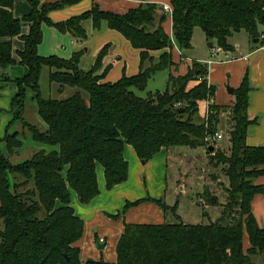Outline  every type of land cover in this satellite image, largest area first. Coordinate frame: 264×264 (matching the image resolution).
<instances>
[{"label": "trees", "instance_id": "trees-1", "mask_svg": "<svg viewBox=\"0 0 264 264\" xmlns=\"http://www.w3.org/2000/svg\"><path fill=\"white\" fill-rule=\"evenodd\" d=\"M31 11L22 18L14 15L15 0H0V68L20 64L28 72L13 81L18 90L11 110L21 119L26 90L35 92L37 111L46 129L24 121L36 142L58 147L39 149L27 159L14 163L0 148V264H81L76 242L84 233V220L72 206V192L83 204L99 193L97 165L104 168L107 189L125 182L129 163L125 146L130 144L143 162L151 160L163 147L205 146L217 132L219 115L229 111V151H210L209 164L222 166L228 179L226 203L208 187L202 195L205 205L221 206V215L209 223L176 221L162 224L128 223L117 244L116 262L88 259L86 264H257L264 253V228L252 211V201L264 195V185L256 179L264 175V146H249L248 116L252 86L246 73L235 89V102L229 107L212 104L208 120L197 119L199 102L214 97L216 87L207 81L208 69L194 61L184 75L170 74L166 90L141 96L152 76L176 65L172 37L165 29L167 15L161 5L148 2L125 13L102 10L98 4L80 15L54 22L50 13L81 0L42 3L26 0ZM172 6L173 37L181 50L192 47L194 29L199 27L209 42L223 50H233L229 42L234 32L245 30L264 46V0H168ZM92 19L95 29L107 23L134 49L140 51V70L123 74L116 81H104L110 67L99 70L109 54L110 44L98 53L92 68L80 66L83 51L69 59L42 56L43 24L86 39L83 23ZM29 26L27 34L22 33ZM24 41V49L13 57V38ZM154 51H163L159 57ZM50 68L49 79L72 94L44 97L40 89L42 69ZM8 80H12L7 77ZM193 81L199 84L190 88ZM22 120V119H21ZM23 121V120H22ZM17 131L2 139L9 152L23 145ZM0 140V141H2ZM212 178L217 179V175ZM151 200L165 212L176 213L177 205ZM127 203L126 208L132 204ZM176 215V214H175ZM250 246L244 249V237Z\"/></svg>", "mask_w": 264, "mask_h": 264}, {"label": "crops", "instance_id": "crops-1", "mask_svg": "<svg viewBox=\"0 0 264 264\" xmlns=\"http://www.w3.org/2000/svg\"><path fill=\"white\" fill-rule=\"evenodd\" d=\"M56 1L60 0H41L42 3ZM167 1L168 0H81L62 9L52 11L50 13V17L54 22L63 21L72 16L82 14L83 12L91 9L94 4H98L102 10L113 11L122 14L127 12L130 8L138 7L141 4L148 2L163 3ZM31 9V5L26 0H15L14 2L13 12L17 18L24 17L30 13ZM167 16L168 18L164 23V26L168 34L174 39L172 30V16ZM83 25L87 32L91 33L92 37L95 39L96 46L94 50V57L98 55L99 51L105 45H111L109 54L104 59L105 66L110 67V70L104 81H116L121 78L124 73L129 76L138 73L140 70V51L134 49L136 51L130 52V47H133L119 32L110 29L105 22L99 29H95L92 19L86 20ZM29 29L30 28L28 25H24L22 33L27 34ZM43 29L53 37L52 45H56L57 48L64 47L61 44L62 42H60L61 36H65L69 33H62L55 27L49 26L47 24H43ZM260 32H264V26H260ZM205 40V42H209L206 35ZM229 42L233 46V50H223L219 48L215 42H213L212 47L208 46L209 48L217 49L219 58L214 60L210 65H205L208 69V82L210 85H214L216 87V92L213 97L214 104L219 105L220 107L232 106L235 102V96L234 93L229 91V88H232L235 91V89L241 85L246 73H248L252 86V90L250 92V106L248 108V116L249 119L253 121V123L250 124L248 128L246 142L249 146H264V46L259 44V40L257 43H254V39H252L248 33H246V36L242 40H235L234 35L232 34L229 38ZM192 48L193 43L190 49ZM23 49L24 41L19 37L13 38V57L16 60L19 59L18 52ZM85 51H88V48H85ZM162 52L163 51H154L152 54L157 56ZM126 55L134 59L131 67L128 66ZM174 61L176 63V65H174L175 67L181 64L177 59H174ZM16 66L17 65L9 66V68H11L14 73H21L19 74L21 76L16 78L25 76L28 72V68L26 66L20 65L22 68L21 70L20 67L18 68ZM189 68L190 67L188 66V69ZM6 70L7 69L0 68V77L5 74ZM206 103V100L199 102V111L202 112V119H204L206 116ZM225 118L229 123V111L222 110L219 115V123H223ZM42 129H46V127L43 126ZM223 139L224 136L220 140ZM28 144H32L35 148H41L47 151L58 149V147L44 145L42 143V145L38 144L32 138L28 141ZM21 147L18 149L19 152L22 150ZM173 148L175 147H163L151 160L145 163L139 158L133 146L126 144L124 155L129 163V176L125 182L116 185L110 190L107 189L104 168L102 165L98 164L97 172L100 193L88 204H83L80 202L77 194L72 192V206L75 209L76 215L82 218L85 223L84 233L81 239L76 242V246L80 248V258L82 261H86L88 259H103L108 262H116L117 244L120 237L124 233L126 224L128 223L162 224L167 221H172L170 216H168V212H170L174 219H176L178 216L177 218L182 220L184 223H190L184 220L180 212L182 209V203L181 199H179L181 195L177 188H175L174 191L178 199L173 205L166 203L162 197H159V195L162 194V189L164 186L163 179H167L170 152ZM198 148L192 149L197 150ZM182 152L185 153L186 151H174V153L178 155H181ZM187 154H190V152ZM191 154L194 155V153ZM144 173H147V177L143 175ZM158 174L159 177H157ZM153 182L156 184L155 189L152 185ZM150 183L151 185H149ZM178 183L179 181H177V184ZM256 184L264 185V175L256 179ZM144 188H146L147 193L151 191V189H154L158 192H151L149 196H145L146 192ZM147 198L162 200L169 206L177 205V211L176 213H173L172 211L165 212L164 209L156 202L144 200ZM142 199L144 201L132 204L126 208L127 203H135L136 201ZM220 203L224 202L220 201ZM212 211L217 212V216H213L211 213ZM221 211V206L204 205V208H202L203 216H206L209 222L216 221L221 215ZM252 211L257 218L259 225L264 228L263 194H258L254 197L252 201ZM187 212L189 213V211ZM194 214L198 215L196 210ZM191 215L193 214L191 213ZM98 240L105 243L103 248L98 247ZM249 246V239L246 235L244 237V249L247 250Z\"/></svg>", "mask_w": 264, "mask_h": 264}, {"label": "rangeland", "instance_id": "rangeland-1", "mask_svg": "<svg viewBox=\"0 0 264 264\" xmlns=\"http://www.w3.org/2000/svg\"><path fill=\"white\" fill-rule=\"evenodd\" d=\"M167 2L169 3V1ZM246 33L247 32L245 30L234 32L233 33L234 39L242 40L246 36ZM52 39L53 37L43 29V41L38 47L39 49L38 51L40 55L47 57L49 55L55 54L59 57L69 59L73 56L76 50H79V51H83V54L80 58L81 68L85 70L92 68L97 56L94 57L96 42L95 39L92 37L91 33L87 32L86 39H76L75 37H72L69 34H66L65 36L62 35L60 42H62L61 44L64 47H58V48L56 45H52ZM205 41H206L205 34L203 30L199 27L194 30L193 42H192L193 48L190 50L189 49L181 50L179 46L177 48L178 44L175 41V39H173V44L175 45L173 49V56L174 59L175 60L177 59L181 64L176 67L172 66L152 76L148 82L147 88L144 91H138V94L145 97L151 91L154 92L156 90H161V91L166 90L168 87V80L170 74H174V75L186 74L188 72V66L192 68L194 65V62L192 61L202 63L203 65H210L214 60L219 59L218 54L213 53L211 51L213 49L208 47L209 42H205ZM85 48H88V51H85ZM129 50L130 52L136 51L134 50V48L131 47ZM159 55L157 56L154 55V56L159 57ZM126 56L128 60L127 61L128 66L131 67V64L132 62H134V59L128 55ZM16 65H17L16 67L18 68L20 67V64H16ZM6 69L7 70L5 71V74H3L0 77L1 79L0 80V85H1L0 140H2L6 136L7 131L9 133H13L17 131L19 133L18 138L23 141V145L21 147L22 150L20 152L18 150L19 148H17L14 152H9L6 147V143L2 140L0 141V148L5 154L9 156L12 162L16 163L21 160L29 158L35 153V151L39 150V148H35L32 144L30 145L28 144V141L32 137L31 134L29 133L28 128L24 126L23 122L27 121L31 124L38 125L40 128H43V126L46 127V124L38 114L36 101L35 98H33L35 92L31 88H28L26 90V97H25L26 106L21 116V119L23 121L19 118H16L15 113L12 112L11 110V100L15 92H17L16 91L17 84L13 81V79H15L18 76H21L19 75L21 73H14L13 70H11V68L9 67ZM20 69L22 70L21 67ZM105 69H107V67L103 62V66L99 70V73L100 74L103 73ZM49 73H50V68L48 66H45L42 69L40 82H39L40 89L44 97L61 98L72 94L74 90L66 89L63 95H59L57 90L58 86L55 83H51L49 79ZM7 77H10L12 80H8ZM197 84H199V82L193 81L189 84V87L192 88ZM205 100L209 102L206 103L207 109L204 120H208L209 107L212 104H214V101H212V99H205ZM201 113L202 112L199 111L198 115L196 116L198 120L203 118ZM229 130H230V126L225 118L223 123L217 124V131H219L218 133H221L224 136L223 140H216L214 138L215 134L217 133L216 132L212 137L209 136L208 137L209 139H206L207 144L205 146L199 147L197 150H194L186 146H176L170 152L167 179L165 180L163 179L164 186L162 189V194L161 195L158 194V195L159 197H162L166 203L173 205L178 199L174 191L175 188H177L178 192L181 195L179 197L182 203L181 205L182 209L180 212L184 220H186V222H190V223L209 222L208 218L206 216H203L202 213V208H204L205 205L202 195L206 187H208L212 193L218 195L220 201H223L224 203L227 202L228 195L226 193L225 187L228 186L229 182L222 170V166L213 167L211 164H209L210 151L208 150V145H214L216 148H220L224 151H229L230 149ZM36 143L41 144L39 142ZM175 150H181L186 152L185 153L182 152L181 155H178L174 153ZM187 151L190 152V154H187L188 153ZM191 153H194V155ZM143 175L147 177V173H144ZM213 175H217L218 178L214 180L212 178ZM157 177H159V174L157 175ZM177 181H179L178 184ZM149 185H151V183ZM152 185L154 186L155 189V185H156L155 182H153ZM154 189H151V191L147 193L146 188H144L146 192L145 196H149L151 192H155V193L158 192L155 191ZM195 210L197 211L198 215L194 214ZM187 211H189V213ZM191 213L193 215H191ZM211 213L213 216L217 214V212H213V211ZM168 216H170V219L172 220L170 222L177 220L172 217L170 212H168ZM0 227H2L1 220H0Z\"/></svg>", "mask_w": 264, "mask_h": 264}, {"label": "built area", "instance_id": "built-area-1", "mask_svg": "<svg viewBox=\"0 0 264 264\" xmlns=\"http://www.w3.org/2000/svg\"><path fill=\"white\" fill-rule=\"evenodd\" d=\"M160 5H161L160 11H161L162 13H164V14H166V15H171V16H172L173 9H172V6H171L170 3H168V2H163V3H160ZM172 41H173V38H172ZM173 45H174V44H173ZM174 47H175V45H174ZM177 48H178V45H177ZM212 49H213V50H212L213 53H217V49H216V48H212ZM192 62H194V61H192ZM207 99H212V101H213V98H212V97H208ZM207 102H209V101H207ZM214 138H215L216 140H220V139L223 138V135H222L221 133H218V132H217V133L215 134ZM207 139H209V138H207ZM81 264H86V261H82Z\"/></svg>", "mask_w": 264, "mask_h": 264}, {"label": "water", "instance_id": "water-1", "mask_svg": "<svg viewBox=\"0 0 264 264\" xmlns=\"http://www.w3.org/2000/svg\"><path fill=\"white\" fill-rule=\"evenodd\" d=\"M257 42H258V39L257 38L254 39V43H257ZM208 46L209 47H212L213 46V42H209L208 43ZM229 91L231 93H234V89H232V88H229ZM208 150L209 151H214V146H209L208 147ZM97 245H98L99 248H103L105 246V243L104 242H101L100 240H98L97 241ZM257 264H264V253L259 256V258L257 260Z\"/></svg>", "mask_w": 264, "mask_h": 264}]
</instances>
